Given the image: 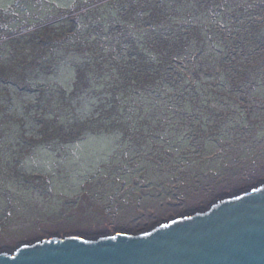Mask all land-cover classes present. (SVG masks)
Instances as JSON below:
<instances>
[{"label": "trees", "instance_id": "obj_1", "mask_svg": "<svg viewBox=\"0 0 264 264\" xmlns=\"http://www.w3.org/2000/svg\"><path fill=\"white\" fill-rule=\"evenodd\" d=\"M29 5L0 7V145L4 118L22 128L17 149L29 154L88 134L138 131L155 141L172 122L194 145L207 142L201 122H219L206 118L211 92L264 110V0H75L44 17ZM63 64L74 68L70 91L40 82ZM20 92L34 94L27 119L10 111ZM85 98L94 110L81 118Z\"/></svg>", "mask_w": 264, "mask_h": 264}, {"label": "rangeland", "instance_id": "obj_2", "mask_svg": "<svg viewBox=\"0 0 264 264\" xmlns=\"http://www.w3.org/2000/svg\"><path fill=\"white\" fill-rule=\"evenodd\" d=\"M15 1L0 0V7L9 8ZM74 1L47 0L38 5L21 0L32 8L38 5L39 11L32 17H44L53 8L70 7ZM74 73L72 66L63 64L39 79L43 84L59 83L70 91ZM210 95L217 101L207 110L206 118L219 122L210 125L208 119L205 124L202 121V131L208 129L210 140L203 143L204 133L200 131L202 141L196 145L189 141L186 129L172 122L155 141L135 137L138 131L129 137L120 132L88 134L74 144H42L28 154L17 149L16 136L22 128L13 119L6 123L4 118L0 254L12 255L22 246L46 239L79 237L96 241L117 234H144L264 186V110L249 109L237 102L238 96L221 101L215 93ZM32 97L34 94L20 92L10 111L27 119ZM94 102L83 100V108L77 109L81 118L92 114ZM153 103L148 101L149 105ZM31 112L34 114V110ZM140 113L141 117L148 114ZM157 125L159 129L163 126ZM25 126L27 135L35 133L33 122ZM143 126L153 124L145 122ZM34 174L41 176L34 178Z\"/></svg>", "mask_w": 264, "mask_h": 264}, {"label": "water", "instance_id": "obj_3", "mask_svg": "<svg viewBox=\"0 0 264 264\" xmlns=\"http://www.w3.org/2000/svg\"><path fill=\"white\" fill-rule=\"evenodd\" d=\"M0 264H264V186L144 234L46 239Z\"/></svg>", "mask_w": 264, "mask_h": 264}]
</instances>
